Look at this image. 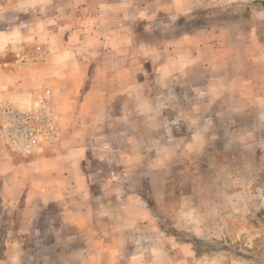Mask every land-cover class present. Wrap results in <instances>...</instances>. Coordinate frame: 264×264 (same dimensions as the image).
Wrapping results in <instances>:
<instances>
[{"label": "crops", "instance_id": "crops-1", "mask_svg": "<svg viewBox=\"0 0 264 264\" xmlns=\"http://www.w3.org/2000/svg\"><path fill=\"white\" fill-rule=\"evenodd\" d=\"M13 2L19 17L49 10L43 0ZM73 2L65 4L83 8ZM160 2L99 0L96 11L114 14L116 23L87 21L80 33L67 37L59 32L71 28L48 30L35 20L42 61L17 69L0 64V99L27 107L48 89L59 131L53 146L22 155L3 143L0 121V264H29L26 258L34 254L38 264H50L53 256L57 264H264L259 247L203 244L215 234L221 237L218 214H189L195 210L192 204L179 210L185 222L180 235L192 242L167 231L154 212L168 201L173 166L202 161L210 141L225 139L214 138L211 117H205L202 98L207 94L213 101L217 89L226 90L224 108L233 115L227 126L242 117L238 132L225 133L231 142L227 148L240 145L245 158L251 156V142H262L264 37L234 36L233 31L220 37L224 31L217 26L201 36L183 31L161 42H141L132 22L136 14L186 15L195 6L171 0L162 8ZM124 13L130 21L121 20ZM28 23L20 20L10 27L13 31L0 28V53L28 42L27 32L20 31ZM160 25L150 23L148 29ZM107 28L112 30L103 34ZM140 49L147 58L140 57ZM188 93L194 103L187 104ZM217 151L222 155L225 148L209 153ZM258 151L264 174V145ZM208 181L202 182V191ZM260 183L264 187V180ZM229 229L235 233L233 225ZM246 231L248 221L237 236ZM71 252L78 260H69Z\"/></svg>", "mask_w": 264, "mask_h": 264}, {"label": "rangeland", "instance_id": "rangeland-1", "mask_svg": "<svg viewBox=\"0 0 264 264\" xmlns=\"http://www.w3.org/2000/svg\"><path fill=\"white\" fill-rule=\"evenodd\" d=\"M13 1L14 0H0V28L9 27L5 30L13 31L10 27L17 25L20 20L31 23L30 26H28L29 28L20 29L21 32H27V37L30 38L27 43L9 45L0 53V64L3 66L7 64L6 66L13 69L22 68L25 67V65L28 66L42 61V54L39 51L38 43L34 41V36L39 31L34 28L33 23H35V20L40 21L48 30H50L51 26H65L64 30L65 28H71V30L66 29V31L59 32L62 37H67L66 33H72V31H77V34L80 33L81 31L78 30H81L85 24L84 22L87 21L88 23H93L100 19L105 22L108 27H112V24L116 23L114 14L112 15L106 12L101 14L96 11L98 10L99 0H90L89 4L83 3L84 0H73L75 4L78 3L83 7H78L80 8L78 10L75 8L73 9L71 5L65 4L67 0H43V5L48 6L49 10L23 13L20 17L13 11V6L15 5ZM71 1L72 0H69V3ZM188 1L191 2L192 5L195 3V9L193 7V10L186 15L166 11H160L158 13L153 12V14H136V17L132 18V22L135 27L137 26L135 33L138 39L141 40V42H146L147 40H152V43L155 41L161 42L162 39L174 38L183 31H187V33L198 32V36H201L204 34V31L216 29L217 26H219L218 28H222L225 32H223L224 34L222 33L223 35L220 34V37H225L227 35L226 32L229 31H233L234 36L243 32L245 36H252L253 38L264 37V0ZM169 2H171V0H161L160 5L162 8L167 7L168 5L166 6V3ZM189 2H187L188 5ZM52 7L59 8L52 9ZM122 15V21H130L129 13H124ZM150 23L162 24L164 27L162 28L160 25V27L150 32L148 29ZM171 23H176V27L173 25L169 26ZM111 30V28L110 30L107 28L105 31L103 29V34H105V32L110 33ZM2 31L3 30H0V33H3ZM15 31L18 32L19 30L16 29ZM243 34H241V36ZM140 47L143 48L145 46L140 45ZM146 49H149V46H146ZM140 53V57L147 58L148 55H144L145 53L143 54L141 49ZM203 85L204 84H202V87ZM187 96H189V99L191 98L190 100L188 99L187 104L194 103V99L192 98L193 95L190 96L188 93ZM213 96H216L213 101H211V97L208 94L202 98V105L205 108L203 112L205 117H207L206 119H210L211 117L213 122L211 130L214 134V138L224 135L225 139H223V141H210L206 150V154L208 153V155L203 157L202 161L197 163H191L189 161L186 164L188 166L186 168L182 166H173L168 181V201L155 206L156 211L154 212H156L159 217L161 216L163 218L160 224L164 225L167 231L180 235L185 232V229L180 228L185 226V222L184 219H182V212L179 210L186 205L189 206V204H192L195 210H192L193 212L190 211L189 214L199 213L201 216L202 214L204 217L208 216V218L209 215L218 214L223 218L222 220L220 218L215 220V222L218 221L220 224L219 235L221 237L215 234L214 236L206 238L203 242L206 246L224 243L226 246H234L235 248H242L243 246H248L250 248L252 246L255 247V250L258 247L260 250H264V199H262V197L264 198V187H262L263 184L260 183V181L264 180V174L260 171L259 151L257 153L260 145H264V138H262V142H259V139L251 142L252 149L250 148L248 153L251 156H246L245 158H242V147L240 145L227 148L228 143L230 144L231 142L227 141L225 133L227 131L232 132L233 129L235 132H238V128L240 129L242 127L241 124H238L240 121L239 119L242 117L235 116V124L227 126L225 123L226 119H231L233 115L224 108L226 90L220 87L213 93ZM210 104H213V106L217 105V107L215 109L210 108ZM194 112L195 109L190 113L193 114ZM251 116L253 115L251 114ZM239 144H241V142H239ZM217 148H219V150L225 148L222 155H220L218 151L216 152L217 155L210 154L212 151L215 152ZM227 164L234 167L231 168L230 171L221 168V166ZM207 180L211 182L208 181L207 185H205L207 187L202 191L201 184L203 181ZM46 214H50V208L47 209ZM245 215L247 217H244ZM244 221L245 223L246 221L250 223V231H246L244 237L241 235L237 236ZM223 224L226 225V227L233 225L235 233L232 234V230L230 229L225 231L226 227L223 230L221 227ZM180 236V238L184 237L183 235ZM185 238L193 242V238L186 236L183 239ZM134 240L138 241L139 238L136 237ZM2 243L3 240L0 235V249L2 248ZM77 256V252H71L69 260H78ZM1 258L2 253L0 252V259ZM38 260H40V258H37L35 254L32 257L27 256L26 258L29 264H38ZM56 261L57 260L53 256L48 262H50V264H57Z\"/></svg>", "mask_w": 264, "mask_h": 264}, {"label": "built area", "instance_id": "built-area-1", "mask_svg": "<svg viewBox=\"0 0 264 264\" xmlns=\"http://www.w3.org/2000/svg\"><path fill=\"white\" fill-rule=\"evenodd\" d=\"M56 112L49 90L27 107L0 99L1 138L12 151L22 155L53 146L59 136Z\"/></svg>", "mask_w": 264, "mask_h": 264}, {"label": "trees", "instance_id": "trees-1", "mask_svg": "<svg viewBox=\"0 0 264 264\" xmlns=\"http://www.w3.org/2000/svg\"><path fill=\"white\" fill-rule=\"evenodd\" d=\"M264 3V2H263Z\"/></svg>", "mask_w": 264, "mask_h": 264}]
</instances>
